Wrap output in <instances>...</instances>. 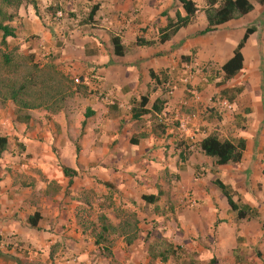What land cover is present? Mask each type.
Masks as SVG:
<instances>
[{"label": "crops", "instance_id": "0c3cea01", "mask_svg": "<svg viewBox=\"0 0 264 264\" xmlns=\"http://www.w3.org/2000/svg\"><path fill=\"white\" fill-rule=\"evenodd\" d=\"M190 1L196 12L186 26L163 43L158 42L160 29L168 20H174L176 14L184 16L176 0H39L42 7L52 9L47 11L49 14V11L54 13L58 9L62 14L63 10L69 13L65 17L63 14L58 23L52 21L53 13L41 15L39 20L35 1V10L32 4L18 8V26L30 25V32L19 36L34 34L39 38L37 42H31L30 46L35 47L32 52L52 53L55 56L52 63L58 66V69L55 67L57 71L68 79L71 76L80 79L81 85L77 89L73 87L76 91L72 100L74 107L78 105L81 111L75 114L62 110L49 120L43 111H40L43 115L40 117L34 115L37 111L28 112L30 119L23 124L15 121L14 114L7 116L0 108V137L7 143L6 149L0 153V239H15L25 255L31 254L24 257V253L0 247V264H26V259L34 262L47 260L46 264H50L47 258L49 249L56 251L54 261L74 255L66 264L86 258L87 250L94 245L80 227L86 216H79L83 209H87L85 205H90L81 199V194H87L89 190L107 194L113 204L120 205L116 212L130 209L136 216L138 229L145 217L141 211L145 210L151 220L160 216L156 210L160 209L159 203L167 200L165 193L169 191V185L170 189L175 186L169 192V201L180 226L191 224L180 221L186 217L184 212L196 206L187 205V198H191L189 191L202 203L192 212L197 220L196 212L203 209H209L213 221L218 218L215 206L209 203L210 197L199 186L201 179L193 177V170L199 165H203L205 172L213 171L215 178L236 192L242 203L249 207L255 206L250 198L252 189H255V197L261 196L264 200V186L261 185L260 192L255 186L257 180L264 184V174L259 171L264 168V164H259L262 143L254 142L259 127L256 125L244 132L239 130L233 137L223 129L224 121L231 120L233 115L243 116L239 113L240 104L253 108L246 115L248 121L259 122L263 116L256 102L260 91L253 77L260 67L264 68V0H247L252 6L250 13L231 19L203 35L198 32L207 25L205 0ZM92 7L95 11L89 17ZM10 25L14 37L6 38L7 45L9 40L19 42L15 38L16 23ZM246 28L253 30L240 50L242 68L230 80L222 82L220 67L232 56ZM111 37L119 39L124 49L122 56L113 53ZM136 39L150 44L136 45ZM26 44L29 46V42ZM212 70H217L221 78L217 89L208 81ZM150 72L156 78L150 77ZM167 74L174 84L170 95L162 87V79ZM243 74H249L254 83L256 101L241 102L246 89L238 87L236 99L239 103L234 106L219 93L246 84ZM185 78L186 84L182 82ZM93 89H97V95L103 96L100 100ZM190 91L195 94L192 96ZM141 96L147 99L144 108L149 113L133 120L131 108ZM218 96L228 100L230 110L208 105L210 97ZM106 100L108 105L104 103ZM156 101L159 102V112L151 109ZM192 106L195 115L181 113ZM204 108L207 112L202 113ZM199 112L203 115L200 118L197 117ZM33 123L38 127L29 130ZM210 132L216 133L220 140L243 139L245 148L240 161L214 166L213 160L195 147ZM54 136L57 137V156L49 151V140ZM76 137L77 150L71 143ZM132 139L136 141L133 144L130 143ZM17 144L22 146V152ZM183 145L188 152L180 160L178 154ZM21 160L23 162L19 163ZM61 165L73 170L74 176L70 179L64 177ZM143 195L156 196V200L153 204H145L141 200ZM192 200L196 204L195 199ZM34 213L39 219L36 228H30L25 221ZM229 215L235 220L234 213ZM241 221L246 220L238 222ZM145 235L147 232L138 231L136 240L130 245H125L122 237H118L127 256L143 253L147 243ZM176 238L174 236L171 240ZM38 250L40 254H36ZM132 259L124 258V264H133Z\"/></svg>", "mask_w": 264, "mask_h": 264}, {"label": "rangeland", "instance_id": "374dc122", "mask_svg": "<svg viewBox=\"0 0 264 264\" xmlns=\"http://www.w3.org/2000/svg\"><path fill=\"white\" fill-rule=\"evenodd\" d=\"M31 1H35L37 3V13L38 18L40 20L41 15L44 14L50 15L46 8L42 7L40 5L39 0H21L20 7H25L27 5H31ZM19 7V8H20ZM14 11V18L11 22L16 23L17 34L15 35V38H18L19 42L15 40H9L8 45H6L5 48L0 47L1 50L5 51L6 53L10 54L13 58V61L21 65V68L23 69L27 64H23L25 61V57L28 55L32 56V63L38 64L40 66H46L48 64L54 65L55 67L58 66L53 62L54 55L52 53H48L47 55H41L40 52L35 51L32 52V49L35 48L34 46H30L33 42H37L38 35L32 34V36H24L20 37L19 34L21 33H28L30 32L29 26H18L17 24V16L18 11ZM50 12V11H49ZM64 17L68 16L69 13L65 12L63 10ZM10 22V23H11ZM49 25L46 24V28H48ZM254 39H252L249 44L253 43ZM29 42V46L26 44ZM32 42V43H31ZM248 44V45H249ZM37 47V46H36ZM35 53H37L35 55ZM208 81L212 83L211 87L214 89H217V85H220L221 78H219V75L217 74V70H212L209 74ZM243 77L246 79V84L241 83L240 86H235L233 89L224 90V93L220 95L227 97L234 106L237 105V99L236 94L238 93V90L236 88L239 87L240 90L246 89L245 92H243L242 97L240 99L241 102L244 103H252L254 100L256 101V96H253V91L255 89L254 83L249 79L251 78L249 74H243ZM74 78H78L76 76H71L70 79L67 78L68 82L71 83L70 85L77 89L79 87V83L73 82ZM255 82V86H258V90L260 91L258 100V105H260V110H262V119L259 122L256 121H248V118H246V115L248 113H251L253 108L250 105H242L239 107L240 112L243 116L240 114H236L238 117L234 116L231 117V120L224 121L223 129L224 132L228 135H231L232 137L237 134V132L240 130L241 132H244L243 130H247L250 128L255 127L256 125L259 127V133L255 136L254 142L257 144L258 142H261V156H260V162L259 164H264V68L260 67V70H258V73L253 77ZM247 80L249 83H247ZM80 81V79H79ZM249 84V86H248ZM248 89V90H247ZM217 90L216 92H218ZM223 91V90H222ZM82 90L80 91V93ZM216 92H212L214 96L217 95ZM242 92V91H241ZM95 96L97 99H101L102 95H97L96 91H94ZM73 97L68 98L65 103L63 110L71 111L72 113H80V108L78 105H75L74 107V101L72 100ZM246 101V102H245ZM106 105H108L107 100L104 102ZM13 105L10 103H7L3 107V112L7 116H11L13 114ZM201 108L198 107V110ZM41 111V110H40ZM37 111V113H34V115L37 117L43 116L42 112ZM181 113L185 115H195V109L192 107L189 108V110L181 111ZM198 114V113H197ZM215 117L217 116L216 112L214 113ZM33 115V114H31ZM32 116V117H35ZM124 115L122 114V117ZM201 113L197 115L198 118H200ZM213 116V117H214ZM214 117V118H215ZM212 118V117H208ZM34 119V118H33ZM233 119V120H232ZM43 120V119H42ZM44 121V120H43ZM121 121L124 122V119L121 118ZM142 123V122H140ZM140 123H136L139 125ZM33 123L29 130H35L38 126L34 125ZM46 125V124H45ZM40 127V126H39ZM57 137L54 136L53 140H49V151L51 152V155L57 156V146L55 145ZM77 142L78 137H76L74 140L71 141L72 145L77 148ZM9 153V151H8ZM248 159V158H247ZM58 160V159H57ZM21 160L19 163H22ZM248 162V161H247ZM250 164L252 162L250 161ZM249 164V165H250ZM203 166V165H202ZM201 165L196 166V168L193 170V177L197 179H201L199 186H201L202 190L207 194L208 197H210L211 206H215L216 211L218 213V218H214L210 215L209 209H203L200 212L197 213V218L194 216V212L198 209L199 204L201 203V200H196V194L191 193L190 191L188 194L192 199H195L196 206L187 210L186 217L182 218L180 222L183 220L186 221V223L189 221L191 224H183V226H180L178 224V220L174 216V210L171 200L169 201V195L170 190H172V187L170 189V185L168 186L169 191H167L166 198L167 200L159 203L158 207L160 209H157L156 212H160V216L156 218L155 220H151L150 216L147 214L145 210L141 211L143 214H145V217L142 218L141 227L138 229L139 232H147V235H145V241H147L145 245V249L142 252H136L133 255L127 256L126 251L124 250V246L121 245L122 241L118 237H110L112 240V246L110 248L111 251V263L108 262V260L99 254L97 250L91 247L89 250H87V256L84 259H75L72 264H124L126 263L124 258L132 257L133 259L131 262L133 264H147L148 256L146 255L147 248L149 246V249L158 252L161 251L163 248L162 241H166L171 244L172 247H179L181 250L177 251V256H175L173 259L168 260L165 264H262L264 262V235H262V232L260 230V225L264 224V219L262 218V215L264 216V200L261 198V196L255 197V189L250 190V198L254 200L255 206L253 209L256 211V217L249 221H235L233 216H230L231 213L229 209L227 208L225 204V200H223L220 191L218 188L213 184V181L216 179L215 174L213 171H204V167ZM262 167V166H260ZM264 174V168L262 167L261 170ZM202 173V174H201ZM217 180L220 181V179L217 178ZM165 182V181H164ZM167 184V183H166ZM169 184V182H168ZM167 184V185H168ZM261 185L264 186L261 181H256V188L257 190H261ZM230 189V188H229ZM180 190V189H179ZM201 190V191H202ZM232 199L234 202L242 203L241 198L236 195V192L234 193L232 189ZM178 191V190H177ZM260 192V191H259ZM258 192V193H259ZM87 194H81V199L83 201L89 202V208L87 209V220L88 221H95L98 214H103L107 217L109 222L116 223L115 220V213L116 209L120 208V205L117 206V204H113L112 201L108 199L107 194L103 195L101 192H96L94 190H89V192H86ZM100 193V194H99ZM107 193V192H106ZM257 194V193H256ZM100 201H95V200ZM198 203V204H197ZM182 204V203H181ZM207 205V203H205ZM117 207V208H116ZM181 207V206H180ZM259 209V210H258ZM126 211L130 212V209H127ZM193 212V213H192ZM189 215L190 217H187ZM202 215V218H199ZM208 215V216H207ZM220 215V216H219ZM84 215H82L83 217ZM221 217L222 219H220ZM225 218V219H224ZM195 221V222H194ZM184 222V221H183ZM171 227V228H169ZM182 227V228H181ZM194 231V232H190ZM179 232L181 234L178 235ZM188 235V236H186ZM176 236L177 238L175 240L173 237ZM142 237V236H141ZM86 239H88L86 237ZM40 251H36V254H40ZM56 251H53L52 249H49L47 258L50 261V264H57V262L62 261L64 262L68 257H65V260H57L54 261ZM24 257H27V255L24 254ZM74 255L69 256L70 258H73ZM46 258V257H45ZM26 259V258H25ZM46 264L47 260H44L43 262L37 261L34 262L25 260L26 264ZM130 264V263H128ZM153 264H160L157 261H154Z\"/></svg>", "mask_w": 264, "mask_h": 264}, {"label": "trees", "instance_id": "16d2710c", "mask_svg": "<svg viewBox=\"0 0 264 264\" xmlns=\"http://www.w3.org/2000/svg\"><path fill=\"white\" fill-rule=\"evenodd\" d=\"M184 13V16L176 14L174 20H168L166 26L159 31L158 42L167 41L179 28L188 24L196 7L190 0H176ZM206 8L204 10L206 27L199 31V35L214 31L219 25L251 12L252 6L247 0H205ZM34 10L36 9L34 2L31 1ZM21 5V0H0V47H6V38H13V28L10 22L14 18V11ZM54 9V8H53ZM52 10V9H48ZM95 7H92L89 12V17L93 15ZM50 13L52 14L53 11ZM252 28H246L239 42L232 51V56L220 67L222 72V82L230 80L242 68L241 48L243 47L248 35L252 32ZM113 53L116 56H122L124 53L123 47L120 45L119 39L111 37L110 39ZM136 45H149L150 42H144L136 39ZM26 66L22 69L21 65L13 61L10 54L0 49V108H3L7 103L13 105V114L15 121L26 124L30 119L28 112L43 111L45 112L46 120L54 114L60 113L63 110L64 103L68 98H71L76 90L70 85L67 77L56 70L54 65L48 64L40 66L32 63V56L25 57L23 64ZM150 77L156 78V75L149 73ZM147 99L141 96L133 103L131 108V118L139 119L149 113L144 107ZM158 101L154 102L151 109L154 112H159L157 106ZM87 117V114L84 115ZM159 127V126H158ZM135 139L130 140V143H135ZM6 140L0 137V153L6 149ZM20 152L23 148L17 144ZM179 152L178 157L183 160L187 150ZM195 147L205 156L213 160L214 166H223L228 163H237L242 157L245 148V141L241 138L233 140H220L217 134L210 132L205 137L201 138ZM187 148V147H185ZM77 150V148H76ZM184 154V155H183ZM64 177L70 179L75 172L63 165L60 166ZM69 183V182H68ZM213 184L218 188L220 194L225 200V204L234 213L235 220L249 221L256 217L255 209L244 203L234 202L232 199L231 190L219 180L215 179ZM141 200L145 204H153L156 196L143 195ZM86 207L89 205H85ZM87 207V209H88ZM87 209H83L82 215L88 216ZM116 223L112 224L103 215L98 214L95 221L87 219L80 222V227L86 232L85 234L92 240V243L99 254L104 256L111 263L112 240L110 237H122L125 245H130L137 238L138 227L137 219L133 212L118 210L115 213ZM39 216L34 213L26 218V224L30 228H36ZM85 219V217H84ZM262 235H264V224L260 225ZM163 248L161 251L154 252L149 249L146 251L148 256L147 264H153L154 261L160 264H165L168 260L177 256L179 247H172L170 243L162 241ZM177 250V251H176ZM264 264V262H262Z\"/></svg>", "mask_w": 264, "mask_h": 264}, {"label": "built area", "instance_id": "2783aa9c", "mask_svg": "<svg viewBox=\"0 0 264 264\" xmlns=\"http://www.w3.org/2000/svg\"><path fill=\"white\" fill-rule=\"evenodd\" d=\"M63 14L62 12L60 11V9L56 10L54 13H53V16H52V21L55 22V23H58V20H60L62 18ZM168 76H166L165 79H162V87L164 88L165 92L167 95H170L171 92L173 91L174 89V84L171 80V78L169 77V74H167ZM187 79H182V82L183 83H187L186 81ZM73 82L75 83H79V79L78 78H74L73 79ZM97 89H93V91H96ZM92 91V90H90ZM190 91V94L193 96L195 93ZM208 105H216L217 107H220L221 109H224V110H230L231 109V104L228 102V100L224 97H210L208 100ZM207 112L206 111V108L202 109V113H205ZM178 127H181V123L180 121H178V119L175 120ZM188 201H187V205L189 207H193L195 205V202L191 199V198H187ZM0 247L2 248H7V249H10V250H13L14 252L16 253H26V252H22V248L20 247V245L17 243V241H15V239H0ZM29 257L31 256V254H27ZM71 259H66L64 262L62 261H59L57 262V264H66L67 262H69Z\"/></svg>", "mask_w": 264, "mask_h": 264}]
</instances>
